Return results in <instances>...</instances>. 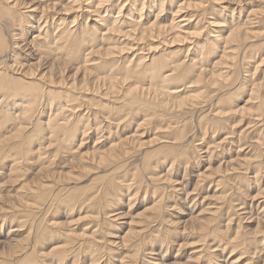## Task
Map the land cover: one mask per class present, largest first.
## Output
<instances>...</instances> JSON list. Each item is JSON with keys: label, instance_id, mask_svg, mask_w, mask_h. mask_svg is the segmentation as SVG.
Segmentation results:
<instances>
[{"label": "bare ground", "instance_id": "6f19581e", "mask_svg": "<svg viewBox=\"0 0 264 264\" xmlns=\"http://www.w3.org/2000/svg\"><path fill=\"white\" fill-rule=\"evenodd\" d=\"M23 1L24 0H0V163L3 164L4 163L3 159L6 157L11 158L10 164L7 165V168L6 166H4L5 168L0 170V175H3L4 172H6L7 170L8 177L6 176V179L9 182L12 181L16 183V181L20 177L18 170L21 168L20 167L18 168V163L22 161L21 159L26 158V160L28 159V161L31 160L32 162H28L31 164H33L34 161H36L37 164L38 162L42 163L44 160H45L44 161L45 163L47 162L48 159L51 158L50 156L52 157L55 156L53 154L54 152L59 153V152L65 151V154H66V151L67 152L74 151L71 146L74 145L76 141H78L76 143L77 146L75 147L76 148L75 150L78 153L76 154L75 157L72 156V158H67L66 162L69 163L70 166L72 165L73 166L72 168L79 170V176L78 175L72 176L73 173L70 171L68 172L67 171L66 172L57 171L58 173L49 172V174L47 175L51 174V177H55V178L63 177L69 180L72 178V180L76 181L78 180L77 177H84L83 171H86L85 169L87 168L86 167L87 165H85L84 162H90L91 164H95L97 168L99 167L104 168L106 165L111 164V166L109 167L115 166V169H111V172L114 173V172H117L116 171L117 168L121 167L122 165L123 167L125 166L124 160L125 161L127 160L129 162L128 163L129 165H133V162L139 161L140 166H138L134 171L131 170L132 171L131 181L128 180L127 184H125L126 186L125 191L129 194V196L127 197L128 205H129L128 207H130L131 206L130 200L132 199L133 195H136L139 189H141V188H137V187H140L141 183L142 184L145 183V185L147 183H149V185H152L154 183V186L152 185V187L154 188L152 189V194H154L155 189L158 191V189L160 188L156 185V180L159 182H163V183L169 182L171 178V173L173 172L171 171L172 166L174 165V163L178 164V167L181 166L180 165L181 160H185L183 163L185 165L183 166L184 174H183L182 180L178 181V178H174L172 181L170 190L177 192L174 195L175 199L180 200V198H183L182 196L181 197L179 196L180 194L178 192H180L184 194L183 200H185L187 196H189L190 194H193L194 190H197V187L199 186V183L202 178L204 179V177L212 176V174L214 173V171L209 168L210 159L213 158L214 155H216L215 154L217 152L216 150H218L219 148L220 151L219 150L218 151L221 154L220 157L222 160L221 162L217 164L214 170L215 169L219 170L223 174L220 175V178L217 179L216 183L221 182V183L229 184L230 192L227 194L228 197H226L225 202H222L221 199L225 198L226 194L222 195V197L220 196L221 198L219 197V195H217L216 199L220 198L218 202H215V203L207 202L208 204L207 206H203L205 205L204 203H206L204 200L207 198L206 195L203 196L201 200L202 202L200 204L202 208L197 213H196V208H195V206H197L196 205L197 201L196 200L194 201V198H193L192 200H190L192 204L187 205L189 207V210L187 211V214H185L186 218L178 220L179 217H176V219H174L175 218L174 217V218H171L172 220H169L168 217H172L171 215L173 214L167 213V216H166L164 215V213L165 211H170L171 208H173V205H167L162 202V199H163L162 197L164 193H166L165 191L167 190V188L169 187H163V188L161 187L163 191L161 196L159 197L156 196L154 198V203H152L151 206L142 207L141 208L142 210H140L139 212H136L134 215V216L139 215V217H141V220H138V219L137 220L138 222H143V225L132 226V223H134V218H133L134 216L133 217L131 216L130 217L131 219H129V221L127 222L128 225H131L129 229L125 231L123 235L117 234L118 236H115L116 234L115 233L114 236H111L114 239H109V238L106 239V244L105 246L104 244H102L103 245L101 246L102 248L99 245V241L96 238L95 233L104 232V235H105L106 230H103V231L100 229L98 230V228L95 227L94 229L87 231L88 233H86V235L88 234V236H85L83 240H81L82 237L80 238L81 241L79 240V243H77L79 248H76V246L74 245L75 243L72 244L73 241H70V240H76L75 238H71V237H74V235H72L71 233H68L66 235V238L68 239V241L72 242L71 244L74 245L75 247L74 246L70 247L68 246V244L64 242L63 244L56 242V243H53L48 250L40 251L37 248L39 243L41 244L43 240L47 239V235H51L55 231H51V228H50V225H52L53 222H50L49 225L46 224L49 227L42 225L44 227L40 226L39 229L37 226L35 227V225H33L34 219H35V217H33L34 213H37L36 211L41 206L45 205L44 204L45 198L47 194L49 193V190L53 188L51 181L49 183H46L47 179L45 180L43 179V175H39L40 173H42L41 171L42 169L41 170L37 169V171L30 178L31 180H29V182L18 184L19 186L17 187V189H15V192L13 195H7V196L1 195L0 196V200L2 201V203L0 202V219L2 218V221H3L4 219L3 216L9 213H12L11 215H15L14 218H17V220L15 221L17 224H14L15 225L14 226L12 224L14 221L11 220L13 222L9 223L10 226L7 229L5 236L4 235H3L4 237L0 236V264H12L14 263V261H17V259L15 260V258H19L21 256L23 257L25 256L23 260H25L26 262H30V261L35 260L34 258H36V254L37 256L45 255L47 258H50L47 261H44L45 263L54 264L55 262L56 264H61L63 260L65 261L66 258L69 255H72L76 249L78 250L75 255V258L72 259L71 264H78L79 262L78 254L82 250H84V247L87 248V251H88L87 253L90 254L89 264H101L102 263V257L104 256V254L98 253L100 252L99 251L100 248H101L100 250L104 249L107 251L106 256L108 254V257L110 253H115L116 249H118V251H120V249L123 250V253L117 252L119 254L117 256L118 258H116V256L111 257L112 255H110L112 263L107 261L105 262V264H108V263L109 264H145V262L146 264H160V261L159 262L157 261L158 258H153L155 260L150 261V259H146L147 257L144 258L143 256H141V254L143 253L145 255L148 253H152L148 249L149 246L146 247V250H144V252H142L141 249L142 248L144 249L147 243H152V240H157V239L160 241L159 247L161 249L163 247L161 245L163 242L170 241V240H166L167 235L175 234L176 236V234L178 233L185 235L186 232L184 231L186 230L188 226H191L189 228L197 232L202 238L201 240L203 241V244H201L199 249H197L196 252H193L194 262H191V261L189 263L187 262L188 264H198L196 263L197 261L195 259L201 258L202 256H200V254L202 253L203 249L205 247L208 248V246H210L209 247L210 249L212 248V250L208 254V257H209L208 261L201 263V264H212L210 260L211 258L217 259L216 261H219L220 260L219 258H222V255L228 249H229L228 251L230 252L227 258H229L233 252L232 249H234V246L232 245H234L235 242H237L238 245L245 244V243L246 244L257 243L259 239L264 236V230L261 228L252 230L251 228L248 227L249 226L248 224L242 225L241 221H244V220L245 222L248 220L251 221L252 219H247V218L251 217L252 211L254 210L255 212H257L254 215L259 214L258 212H263L264 214V205L263 207H261L260 211H258L259 209L257 210L260 203L264 202V188L259 187V184H258L259 182L258 180L261 177V172L264 171V160H263L264 159V156H263L264 154V126L263 128L261 127L260 129L261 132L260 131L257 133L255 132L254 136H251V137L249 136L250 138L249 141L251 142V145L252 144H254L255 146L257 145L258 153L254 152L248 157H245V156L241 157V155H238V152L242 151V147L243 145H245V143L243 144L240 143V141L242 142V136H243V134L241 133L242 132L248 133L249 131H254L256 130V128L259 129L260 128L259 126L264 125V88H263L264 82H261V81H260L261 83L254 82L255 84L253 83L252 85H250V87L248 88L245 87L244 85L246 84L248 79L251 78V76L247 75V72H245L241 77L242 82L238 86L242 90L243 88L245 90L247 88L249 91L246 99L242 100L243 104H240L238 101L233 103L232 102L233 97L231 96V94H229L230 96H228L230 99L226 97L229 100L225 98L215 97V99L212 100L213 104H210L211 101L208 104L211 108L215 106L213 109H211L208 112L211 116L210 119L204 118L206 117L205 115L206 113L204 114V117H203V116H200L202 115L200 114L202 111L198 112L200 108L204 107L207 104V102H209V101L203 100V98H205L206 95L199 94L196 96V94L195 95L190 94V95L182 96L183 94H181L180 92L183 89L181 88H174L171 90L168 89V92H166L163 86L168 83L174 82V81L183 83L185 80L186 82L191 83L190 85L185 86L186 89L188 88L189 90L191 89V87H193L192 86L193 84L196 86V84H199V82L200 83L204 82L206 84L209 82V84L216 86L218 80L220 79L223 80V78L225 79V81L228 80L229 77H225V76H227V73L231 70L230 68L233 66H235L234 71H235L236 77L240 78V74L242 70L238 66L239 62L236 58H238L239 55H241L242 53L245 55L250 50V47L255 46L254 45L255 39L260 37V35L264 34L262 32L258 34V32L254 31V29L252 28V27H255L256 26L255 24H258V22L264 21V6L261 5V9L257 13H256L257 8L253 9L252 11L253 13L251 12L252 9L247 10L246 11L247 15L245 16L244 20H241L240 22H239V18H238V21L234 22L233 13L234 11H236L239 15H241V11L244 12L249 6H252L250 4L255 3V2H258V3L264 2V0H222L220 1L223 3L224 1H226L230 5L232 4V9L230 10V15H229L230 17L229 22H232L233 20V23H231L229 31L225 35L223 33H215V35L211 36L212 33L210 34L211 36L210 45L207 43L206 44L209 45L210 47L211 42H212L213 49L206 48L203 44L200 45L199 42H197V39L199 35H201V31H202L200 28L197 29V31L201 30L198 32V34H196L197 31L194 32L195 29H192L194 31H189L188 29H186V28H189L187 26L190 25V20L188 19V17H185V15L181 12L182 7H183L182 10H184V7H185L183 1L181 3H179L178 0L172 1L177 4H174L169 7V12H168V17L170 16L169 18L163 15V12L165 10L164 1L166 0H163V2L162 0L161 2H158V3H161V6L157 10L153 9L154 6H156V3L153 2L152 0H143L139 9L133 8V6H129L127 9L126 8L127 1H125L119 6L118 10L116 11V14L114 16H110L111 17L110 27L105 26L106 31L102 32L100 34V37L94 38L93 35L89 34V30L93 31V27L88 28L87 26L83 29L81 28L80 30H78L79 32H76V31L74 32L68 27H66L63 30H60L62 26L60 27L58 26L59 28H56L57 32L55 31L52 32L49 30L48 22L50 19L52 20V22L54 21L53 15L54 16H57L60 14L68 15L70 13L69 11H72V9H76L78 11L82 10L83 12H86L87 13L86 19H88V17L94 14L98 16L99 15L98 13L101 10H103L104 12H107V9H109L107 7L109 6V3L112 0H83L85 2L84 3L85 6L83 7L82 5H80V2L82 0H68L67 3H70L68 6H66V3H61L60 2L61 0H26L25 2L26 6L23 7L26 10L21 12L20 16L22 18H25L24 19L25 28L27 30L29 27L31 28L33 27L32 29L34 33L32 34L31 39L29 41L28 40L26 41L21 38L24 33V30L21 29V26L18 27V25L20 24L17 23L18 19L16 18V15H15L16 6H18L19 4L23 5ZM187 5L189 4L187 3ZM80 7L82 8L79 10ZM144 7L146 11H145L144 18H142V15H143L142 10L144 9ZM123 8L124 10L127 9L126 13L130 14L131 16L133 15L132 11L134 9H135L134 11L139 10L140 15L138 13V16H139L138 18L139 20H137L138 23L142 19L145 20L144 22L140 24L139 27L141 28L139 30L135 28L134 29L132 28L133 30L132 29L130 30V28L129 29L126 28L127 29L126 31L124 30V32H128V33L127 34L123 33L124 36H122V39L123 37H125V39L129 40L130 44L127 49L128 51L131 50L132 53L135 52L131 56L132 58L130 59V61L132 59L136 60L134 65H132L131 67L129 66L127 68L125 66H122V67L113 66L115 62L113 61L114 59H111V58H112V55L114 54L113 53L114 51H112L114 46L113 47L107 46L108 43H106L107 44L105 45L106 47H102L103 49L102 48L100 49L98 47H101L102 45L98 46V44H96V41H99V40L100 42H102L103 39L106 42L108 38L112 40V38L108 36L110 34V30H114L113 26L118 27L115 30H119V29L123 30L125 29L124 25L126 26V23L128 26H130L129 23L135 20L133 17H130V18L127 17L129 21L121 19L119 12L121 13ZM228 8L229 7L220 5L218 11L221 13V10H227ZM50 13H53V14L49 16ZM151 13L153 15V19L150 21L149 19L152 17ZM104 15H106V13ZM36 16H38L37 18L38 20L36 21V26L34 25L35 28L32 25L29 26V24L31 23L28 20L30 18L34 19ZM220 16H222V14ZM74 17H76V15ZM190 18H192V16H190ZM20 19L21 18H19V22H20ZM213 21L211 22L206 21L205 23H207V25L219 26L216 22H213ZM98 22L100 21H97V23ZM196 23H198V21L195 22V24ZM9 26H11V30L7 31L6 27H9ZM196 28H197V25H196ZM105 34H107V36H105ZM128 37H131V38L128 39ZM145 39H147L150 43L145 42L146 44H144L143 41ZM110 41L108 40V42ZM112 41L111 43H113ZM154 42L156 43L155 44L156 46L160 45L159 48L162 47L164 49H167L170 47L171 48L176 47L177 49H174V50H176L177 53L184 50L186 52L185 58H183V60L181 61L180 59H176V57L173 56L175 51L161 53L159 57L151 58V54L153 50L157 48L155 45H152ZM216 43L218 45L217 47L215 45ZM144 45L148 47V53H143V51L146 49L144 48ZM5 47H7L10 50V52H7ZM216 51H220L221 54L219 55V57H215L214 60H212L210 63V60H211L210 57L214 55ZM95 54L99 56L93 57L95 56ZM194 54L196 56V59L192 57L189 59L186 58V56L194 55ZM167 56L170 59L169 61L167 60L169 63L165 61L164 59H162L163 57L167 58ZM245 56L248 57V55H245ZM147 59H150L149 65L144 66L145 65L144 61H146ZM187 59L190 60L188 63L186 62ZM71 61L75 63L78 62L81 65L75 67L74 73L72 75H67L65 72V68L67 64ZM209 64L212 65L211 68L207 67ZM221 64H226L227 66L226 68L229 69V71L225 72L226 73L225 76L224 75L222 76L221 74L222 72H217V68H214ZM140 65H142L141 68H139ZM80 66H84V68L82 69V74L79 72L80 73L79 75L78 71L80 69ZM133 66L135 68H138V70H136ZM124 67L126 69H124ZM114 68H117L118 70L119 68L120 70L121 69L125 70L124 75L121 74L123 78L124 76H126V73H127V76H130V80L131 78H134V81L136 83L140 79L142 80V78L143 79L146 78L150 82L148 87H139L138 85L137 86L133 85L132 87H129L130 85L129 84L127 87H125L123 96L127 97V94L131 95V98L130 99L128 98L127 102H133L132 104L135 105L141 100L148 99L146 97L147 95H151L150 104L153 105V109H155L154 112L155 113L157 111L163 112V115L161 114V117L163 116V118H165V121L161 125L166 124V130L165 129L164 130L167 131L170 129L169 133L171 135L169 136L168 135L169 133H167V137H166L164 136V134L163 135L156 134L154 137H152L153 139H151V142H156L154 144L156 145V147H154V150H151V152L149 151L140 152L141 147L144 146L143 145L144 141L139 140L142 137L143 132L139 133L137 130V129H141L140 127H142L145 124V122H147L148 120L147 117H146L147 120L143 118L139 123H137L136 129L132 134L122 135L123 137L116 136L115 134L118 133L119 130L123 131L124 127L119 128V126H117L114 131L108 127H107V130L105 127L101 128V123L104 121L107 122L106 121L107 117H109V113L106 111L110 110V108L107 109L105 108L106 106L105 107L103 106V107L106 110L105 112L108 113L107 116H104V115L99 116V118L101 117L102 121H100L101 119L99 121H96V119L98 118L95 116L96 110L95 112L91 110L92 112L90 111L89 113V109H88L86 113L94 115L93 120H95V124L93 123V125L88 126L87 123L85 124L83 123L84 125L80 126L82 129H79L77 128L78 126L77 122L83 119L80 118L79 121H77L76 123L71 122V120H73L75 117L79 115V113L77 112L80 110V106L82 105V104H78L75 106L73 105V107L69 106V103L71 102L70 98L77 97L71 92L76 91L75 89L82 88L83 86H86L90 83L95 84L96 81L100 82L101 80H103V83L106 82L105 85H107L106 87L107 92H104V94L107 95L108 90L115 86L113 80H116L115 77L116 75L119 74V73L117 74V71H115ZM104 69H106V71H109V74L107 76H104V75L101 76L99 74L100 72L99 70H104ZM88 73H91V75L94 74L96 79L95 80H92L91 78L88 79V77H86V76H89L87 75ZM142 75L144 77H142ZM155 81H158L161 84H158ZM52 83L56 86L55 87L50 86L52 85ZM60 83L65 84V87L68 90L66 94L63 92H59V90L51 89V88H57L58 85H60ZM227 85L225 87H227ZM48 86H49V89H47L43 93L42 90L46 89V87ZM216 91H219V90H216ZM209 96L210 94H208V97ZM125 100L127 99L124 98V101ZM122 102L123 101H121L120 103L123 104L124 102L123 103ZM250 102L251 103L257 102V105H255L257 106L256 114L255 113L251 114L252 108L246 105V104H249ZM38 105H41L45 108H49L50 111L51 109H53L50 115L47 116L46 121L40 122V124H38L35 120V117L37 115L35 114L36 112L34 111V108L38 107ZM133 105L132 107H134ZM220 106L223 108H218ZM116 108H118V106H116ZM111 109L114 110L113 108ZM119 111H120L119 109L115 111L116 116H118V119H120L119 123L121 122L124 123L125 118H123L122 115H119L121 113ZM190 111L191 112L194 111L193 121H195V124L197 126L196 128L198 130H200V128L205 129L206 127H208V130H209V128L211 127V129H213V133L216 132L217 128L223 127L222 125L225 124L224 121H227L228 118L233 115L238 114L241 117L240 120H242V118H246V114L249 115L250 117L248 116L249 118L247 120V125L245 124L246 127L240 130V132L238 133L236 132L235 133L236 135L234 134L235 135L234 137L236 138L235 141L234 139L231 138V135H230L231 133L233 134L235 131L234 132H232V130L230 132L225 131L224 135H222L220 139L218 138L219 140H214L211 144H209L210 142L202 144L201 147L198 148L199 149L198 151H197V147H195L194 152L196 155L192 156L190 155L188 151L186 152L187 148L184 147L185 144L181 143L182 133L184 130L174 129L175 126H173L175 124V122L173 121L174 116H177V115L179 116L180 114L184 115V112L186 113ZM117 112H119V114ZM136 115L137 114H134V116ZM88 117L86 118L87 122L89 121ZM10 119H14V124H13L14 126L11 125L13 126L12 128L6 127L5 130L9 129V132H10V133L9 132L6 133L4 132L5 131L4 126L6 125V122H8L7 120H10ZM260 121L261 123H259ZM90 128L93 129L95 134L97 132L98 133L100 132L99 134L101 135H98V137L96 136V139L93 142V149L91 150V152H87V151L84 152L82 150H83L84 145H86L87 143V141L85 140V137L87 134L86 132H88V130H91ZM230 128H233V126ZM10 130H13V131L11 132ZM102 130H105L106 133H108V136L105 139H100L101 136H104V134L101 133ZM81 133L83 135L81 138L78 139V136ZM36 134L41 135L37 138V140L39 139L37 141L38 143L34 142V138L37 137ZM43 140H46V143H43L44 142ZM236 141L240 143L235 146L236 150H234V152L236 156L229 158L228 151L232 149V148L229 149V147ZM226 145H229L228 148H226ZM170 149H177L181 151L180 154L182 155V158L181 159L174 158V155H172V151ZM243 149L245 150L246 148H243ZM164 150H169V152L171 153L170 154L164 153ZM152 153H154L156 157H155V161L151 164L150 160L152 159L151 158V156L153 155ZM202 154L205 156L204 159H203L204 156ZM89 156H91V158H89ZM261 156L263 157L262 159L259 160L258 157H261ZM34 158L36 159L33 160ZM120 159H122V161H119ZM166 160L170 161V166L168 169H166L167 172H165L162 175L160 174V172L157 171L156 167L159 165L165 164ZM261 160H263V162H261ZM201 161L207 163V166L203 169V171L198 169V167L201 164ZM188 162H190V165L193 166L195 171L194 170L192 171H194L195 173L194 175L196 176V180L193 183L194 187L192 188L191 191H188V187L186 186V183L188 182L187 181L188 177L186 176H188V174L189 176H192V171L186 173ZM62 167H65V164ZM253 167H254V171L251 173V175H248L249 177L245 174L244 179H247L248 181V179L250 180V178H252V180L250 181L257 185V187L255 188L256 189L255 194L251 196L249 195L247 196L245 195L246 192H244L245 194H244L243 199H240L239 197L236 198L234 196V193L236 194L237 192H240L241 191L240 189L242 188V186H244V184L238 185L237 183L234 182L235 179L233 182H231L229 181L231 179L229 177L226 178V176H232L234 174H237L242 169H244L247 172L250 168H253ZM138 169H141V171L143 172L142 175H140V172ZM2 170H5V171H2ZM43 170L45 169L43 168ZM101 170L107 171V169H101ZM98 173H97V177H89L87 184L82 185L81 187L73 186L75 188L73 192L85 196L84 200H82L81 202L87 201L89 202V204H94L95 206H97L98 209L97 210L95 209V211L90 210L88 216L94 219L99 216L100 217L102 216L104 218L107 217V219L109 220L108 225L113 226L115 225L114 223H112L113 221L116 222V220L119 218L127 217L126 216L127 211L126 212L118 211L122 207H119V206L116 207L114 205L116 204L114 203L115 201L119 202L120 200L118 199L119 198L118 195H122V190L119 187L120 185L119 182H121V180L119 182H115V181H112L114 177H112L111 179L107 178L109 176L106 177L107 175L106 172L105 173L103 172V174H100V175ZM147 174H150V176H147ZM136 178H138L141 182L138 181L137 183V181L135 180ZM96 179H98V181L94 182V180ZM211 181L213 182L214 180H211ZM112 182H115V185ZM135 182L137 183V186L134 185ZM177 186L178 187L182 186V187L178 188ZM250 187L251 186L247 185V187L245 188L248 189ZM133 188H135V191L131 193ZM92 189H94L95 193L93 192L92 195L88 194V191ZM144 193L146 194V191ZM108 195H111L110 200L107 197ZM168 198L171 199V196H169ZM246 200L250 201L249 205L247 204ZM128 207L127 209H129ZM17 210H19L17 212L18 214L15 213V211ZM20 211H22L23 213L20 214ZM202 212H204L205 214L201 216ZM241 215H244V216H241ZM234 217H237V222H236L235 228H231L230 224L233 222ZM221 219L222 220L226 219V222L224 224L222 223L221 225L223 229L218 230L216 232L215 227L219 224V221ZM175 222L182 224L180 227L182 228L181 230L176 228L177 226ZM214 223H216L215 226H214ZM257 223L259 224V222L256 220V224ZM173 225L174 227L171 229V232H170L169 228L172 227ZM157 226L158 227L160 226L161 228H158ZM147 227H148V230H150V228L152 227H155V232H157L156 234L158 235V238L154 235V229L150 230L151 233L146 235L147 233L145 234V230H147L146 229ZM47 228H50V229H47ZM25 229L27 230V232L22 238L16 237L15 233H18L21 230H25ZM157 229H159V231H157ZM148 230L147 232H149ZM219 231H222L223 233ZM23 240H25V243H26L25 245L22 243ZM80 244H82L83 246L82 245L80 246ZM97 244L99 245L100 248L98 246L96 247ZM177 246L179 245L177 244ZM95 247L97 248V250L95 249ZM96 251L98 253L97 254L98 256L97 257L91 256V254L93 252L96 253ZM215 251H218V253H216ZM261 251L262 250L258 249V252H261ZM253 254L252 256H254ZM260 254L262 255L264 254V252H261ZM163 257H164V254L162 253V249H161V257L159 258L161 259V264H164V262H162ZM242 257L244 256L243 255L239 256V258H235L234 260H230V261H227V258H224L221 260H224L223 263L225 264H228V263L229 264H240V259H242ZM84 258H86V256ZM83 259H81V262H83ZM262 260H263L262 262H264V258ZM212 261L215 262L214 260ZM251 261L252 260H251V255H250L249 258L245 259L244 264H256V262L254 263Z\"/></svg>", "mask_w": 264, "mask_h": 264}, {"label": "rangeland", "instance_id": "374dc122", "mask_svg": "<svg viewBox=\"0 0 264 264\" xmlns=\"http://www.w3.org/2000/svg\"><path fill=\"white\" fill-rule=\"evenodd\" d=\"M67 1L68 0H61L60 2L61 3H66V6H68L70 3H67ZM125 1H127V7H126L127 9H128L129 6H133V8H138L139 9L140 6H141V4H142V1L143 0H124V1L123 0H112L109 3V6L107 7V8H109V9H107V12H104L103 10H101L98 13L99 14L98 16H96L94 14V15H91L90 17H88V19H86V17H87V13L86 12H83L82 10L81 11H78L76 9H72V11H69L70 13L68 15H63V14H60V15H57V16H54L53 15L54 21L52 22V20L50 19L49 22H48L49 30L52 31V32H54V31L57 32L56 31V28H59L60 26H62V28L60 30H63L66 27H68L69 29L73 30L74 32L75 31L76 32H79L78 30H80L81 28L83 29V28H85V27L88 26V28L89 27L90 28L93 27V31L92 30H89V34L93 35L94 38H98V37H100V34L102 32L106 31L105 30V26L110 27V22H111V17L110 16H114L116 14V11L118 10L119 6L123 2H125ZM152 1L156 3V6H154L153 9L154 10L159 9V7L161 6V3H158V2H161V0H152ZM168 1L169 0L164 1V8H165V10L163 12V15L164 16H167V17H168L169 7L172 6V5H174V4H177L175 2H172L173 0H170L169 2ZM182 1L184 2V6L185 7H184V10H182L183 9V7H182L181 12L185 15V17H188V19L190 20V25L187 26L189 28H186V29H188L189 31H194L192 29H195L194 32H196L197 29L200 28L202 31L201 30H198L196 32V34H198V32L201 31V35H199V37L197 39V42H199L200 45L203 44L206 48H210V49H213V45H212L213 43L212 42H211V46L209 47L211 36L215 35V33H223L224 35L227 34L228 31H229V28L231 26V23H233V20H234V22H236V21H238V18H239V22H240L241 20H244L245 16L247 15L246 14L247 13L246 12L247 10L252 9L251 10V12H252L254 8L255 9L257 8L256 9V13H257L261 9V5L264 6V2H259V3L258 2H255V3L250 4L252 6H249L244 12L241 11V15H239L236 11H234V13H233L234 14V18H233L232 22H229V20H230L229 15H230V10L232 9V4L230 5L226 1H224V3H223V2H220L222 0H178L179 3H181ZM25 2H26V0L23 1V5L22 4H19L18 6H16V8H15V10H16L15 15H16V18L18 19L17 20V23L20 24V25H18V27L21 26V29L24 30V33H23V35H22L21 38L24 39V40H26V41L27 40L29 41L31 39L32 34L34 33V31L32 29L33 27L32 28L31 27H29V28L27 27L28 28V30H27L25 28V20H24L25 18H22L20 16L21 12H23L24 10H26L25 8H23L24 6H26ZM162 2H163V0H162ZM84 3L85 2L82 0L80 2V5H82V7H83V6H85ZM132 3H133V5H132ZM187 3L189 5H187ZM220 5L221 6H226V7H229V8L227 10H221V13H220L218 11ZM82 7H80L79 10ZM214 8H216V9H214ZM127 9L124 10V8H123V10L121 11V13L119 12V14H120L121 19H124V20H127V21H129V19H127V17H129V18L130 17H133L135 19L133 22L129 23L130 26H128L127 23H126V26L124 25V28L125 29L122 28L123 30H120V29L119 30H115L118 27L113 26V29L114 30H110V34L107 33V34H109L108 37H111L113 41L111 39H109L108 37H106V38H108L106 42L104 41V39L102 40V42H100V40L99 41H96V44H98V46H101L102 45L101 47H98L97 46L100 49L102 47H106L105 46V45H107L106 43H108L107 46H112V47L114 46L113 47L114 50L112 49V51H114L113 52L114 54L112 55V58L111 59H114L113 61L115 62V64H113V66H115V67L125 66L127 68L129 66L131 67L136 62L135 59H132L130 61V59L132 58L131 56L135 52L132 53L131 50L128 51L127 48H128V46L130 44V41L127 40V39H125V37H123V39H122V36H124L123 33H126V34L128 33V32H124V30L126 31L129 28H130V30L132 28L133 29L135 28V29H138L139 30L141 28V27H139L140 24L145 21L144 19H142L139 23L137 22V20H139L138 19L139 18L138 13L140 15V11L139 10L138 11L137 10L134 11L135 10L134 9L132 11V14L133 15L131 16L130 14L126 13L127 12ZM197 9H199V10H197ZM145 11L146 10H145V7H144V9L142 10V13H143L142 18H144V16H145ZM201 11H202V13H201ZM79 13H80V15H79ZM105 13H106V15H104ZM124 13H126V14H124ZM52 14L53 13H50L49 16L52 15ZM221 14H222V16H220ZM75 15H76V17H74ZM223 15L226 18H224ZM151 16L152 17L149 19L150 21L153 19L152 13H151ZM190 16H192V18H190ZM19 18H21L20 19V22H19ZM37 18H38V16H36L34 19L30 18L28 20L31 23V24H29V26H31V25L32 26H34V25L36 26V21L38 20ZM97 21H100L101 23L100 22L97 23ZM197 21H198V23L195 24V22H197ZM206 21L216 22L219 26L207 25V23H205ZM51 22H52V24H51ZM218 22H220V23H218ZM59 23H61V24H59ZM3 24H4V22H3ZM102 24H103V26H102ZM123 24H125V23H123ZM196 25H197V28H196ZM255 25H256L255 27H252L254 29V31H257L258 34L260 32L264 33L263 32L264 31L263 30L264 29V21H260V22H258V24H255ZM35 26H34V28H35ZM114 27H116V28H114ZM94 29H96L97 31L94 30ZM6 30L7 31H10L11 30V26L6 27ZM211 31H213V32H211ZM98 34H99V36H98ZM107 34H105V36H107ZM210 34H211V36H210ZM113 36H115V37H113ZM129 38H131V37H128V39ZM108 40L109 41L111 40L113 43H111V41L108 42ZM143 42H144V44H146L147 42L150 43L147 39H145ZM206 43L209 44V45H207ZM155 44L156 43L154 42L152 45H155ZM215 45H216V47L218 46L217 43ZM254 45L255 46L250 47V50L245 54V55H248V57H246L243 53L242 54L240 53L241 55H239V57L236 58L238 60V62L240 63V64L238 63V66L242 70V72L240 74V78L239 77L238 78L236 77V74H235V71H234V69H235L234 67L235 66L231 67L230 68L231 70L229 71V69L226 68L227 67L226 64H221V65H218V66H216L214 68H217V72H222L221 73L222 76L223 75L225 76L226 75L225 72L226 71H229L227 73V76H225V77H229L228 80H226L227 82L222 77L223 80L222 79L218 80L216 86L209 84V82L207 84L204 83V82H201V83L199 82V84H196V86L193 84L192 85L193 87H191V89L189 90L188 88L186 89L185 86L190 85L191 83L190 82H186V80H185L183 83L182 82H178V81L177 82L174 81V82H171V83H168V84L164 85L163 87L165 88L166 92H168V89L171 90V89H174V88H181V89H183L180 92L181 94H183L182 96H184V95H190V94H194V95L196 94V96H197V95L200 94V95H206V97H208V94H210V96H211V97L209 96L210 98L209 97L206 98L205 96H204L205 98H203V100L209 101V102H207V104L204 107L200 108L199 110L197 109L198 112L202 111L200 113L202 115H200V116H203L204 117V114L206 113L205 114L206 117H204L206 119H210V117H211L208 112L211 109H213L215 106L211 108L208 104L210 103V101H211L210 104H213V101L212 100H214L215 97L216 98H218V97L225 98V99L229 100L230 98L228 96H230L229 94H231V96L233 97V99H232V102L233 103H235L236 101H238L240 104H243V101L242 100L246 99V97L248 96V92L249 91H248L247 88L250 87V85H252L254 82L255 83H257V82L259 83L260 81L261 82H264L263 81L264 80V75H263V73H264V34L260 35V37H258L257 39H255ZM159 46L157 45L156 46L157 48H155L153 50V52L151 54V58L152 57H159V55L161 53L174 52V51L175 52H174V55L173 56H175L176 59H180V61H181V60H183V58H185L186 52L184 50L177 53L176 50H174V49H177L176 47L175 48L174 47H172V48L170 47V48L164 49L162 47L159 48ZM144 48H146V49L143 51V53H148V47L146 45H144ZM5 49H6L7 52H10V50L7 47H5ZM167 50H169V51H167ZM220 54H221L220 51H216V53L210 57L211 58L210 63H211L212 60H214L215 57H219ZM96 56H99V55L95 54V56H93V57H96ZM191 57L196 59L195 54L194 55H188V56H186V58H188V59L191 58ZM241 58H242V60H241ZM261 58H262V60H261ZM150 59H147L148 61L147 60L144 61V63H145L144 66L149 65ZM162 59H164L165 61H167V60L169 61L170 60L168 58V56H167V58L163 57ZM188 59L186 60L187 63L190 61ZM241 62H243V63H241ZM79 65H81V64L78 63V62H76V63L75 62H72V61L69 62L67 64L66 68H65L66 74L67 75H72L74 73L75 67H77ZM211 66L212 65L209 64L207 67L208 68H211ZM125 67H124V69H126ZM141 67H142V65L139 66V68H141ZM83 68H84V66H80V69L78 71V74L79 75H80V73L82 74V69ZM124 69L123 70L122 69L120 70V68H119V70H118L117 68H114V70L117 71V74L118 73L119 74L116 75V77H115L116 80H113L115 86L108 90V94L107 95L104 94V92H107V88H106L107 85H105V83H106L105 81H104L105 83H103V80H101L102 82L101 81L100 82H97L96 81L95 84L90 83V84H88L86 86H83L82 88L75 89L76 91L71 92L74 95H76L77 97H75V98L72 97L73 99L70 98L71 99V102L69 103V106L73 107V105L75 106V105H78V104H82L80 106V110L77 112V113H79V115L77 117H75L73 120H71V122H75L76 123L77 121H79L80 118L83 119L84 121L81 120V121L77 122V124H78L77 128L82 129L80 126L84 125L85 123H87L88 126L89 125H93V123L95 124V120H93L94 115L87 114L86 113V111H88V109H89V113H90L91 110L94 111V112L96 110V115L95 116L98 117L96 119V121H99L101 119V117L99 118V116H102V115L107 116V114L109 113V117H107V120H106L107 122H105V121L102 122L101 123V128L102 127H105L106 130H107V127H108V128H110V129H112L114 131L117 126H119V128L124 127L123 128V131L122 130H119L118 133L115 134L116 136H120L121 137L122 135H125V134L126 135L132 134L135 131V129H136L137 123H139L143 118L146 119V117H147V119L149 121L146 119L147 122H145V124L142 127H140L141 129H137V130H138L139 133L143 132L142 133V137L139 140L140 141H144V144H143L144 145L143 146L144 148L147 147L146 149H144L143 147H141L140 152H146V151L151 152V150H154V147H156V145H154L156 142H151V139H153L152 137H154L156 134L157 135L158 134H160V135H163L164 134V136L167 137V133H169L170 129L167 130V131H165L166 130V124L165 125H161V124L164 123L165 118H163V116L161 117V114L163 115V112L162 111L161 112L160 111H157L156 113L154 112L155 109H153V105L150 104L151 103V95H147V96L145 95L148 98V99H146L147 101L146 100H141V101H139L135 105L132 104L133 102H127L128 101V98L129 99L131 98V95L127 94V97L123 96L124 95V91H125V87H127L129 84L131 85V86L129 85V87H132L133 85H135V86L138 85L139 87H148V85L150 84V82H149L148 79H146V78L143 79L142 78V80L140 79L136 83L134 81V78H131V80H133V81L130 80V76H127V73H126V76H124V78H123L121 76V74L124 75V73H125V70ZM135 69L138 70V68H135ZM255 69H257V70H255ZM107 70H109V69H107ZM99 71H97V72H99V74L101 76L102 75L107 76L109 74V71H106V69L99 70ZM102 71H103V73H102ZM245 72H247V75H250L251 76V78H250L251 81H250V79H248V81L244 85L245 87H247L246 90L244 88L242 90L238 86L242 82V78L241 77H242V75ZM87 75L90 76V77L89 76H86V74H85V76L88 77V79H90V78L92 80H95L96 79L95 76H94V74L91 75V73H88ZM125 77H127V78H125ZM142 77H144V76L142 75ZM52 80H53V78H52ZM136 80H138V79H136ZM155 82L158 83V84H161L158 81H155ZM101 83H102V85H101ZM226 85H227V87H225ZM50 86L55 87L56 85H54L52 83V85H50ZM47 89H49V86L46 87V89L42 90V92L44 93ZM51 89L59 90V92H63L65 94L68 92V90L66 89L64 83L63 84L60 83V85H58L57 88H51ZM216 90H219V91H216ZM214 91H216L217 93L214 92ZM226 97H228L229 99L226 98ZM124 98H126L127 100L124 101ZM121 101H123L124 103L122 102L123 104H121L120 103ZM126 102L129 103V104H127ZM72 103H74V104H72ZM140 103H141V105H140ZM252 103L250 102L249 104H246V105L248 107H251L252 108L251 114H254V113L256 114V108H257V106H255V105H257V102H252ZM132 105L134 107H132ZM138 105H140V106H138ZM34 106H36V105H34ZM103 106L104 107L106 106L105 108H107V109L110 108V110L106 111ZM116 106H118V108H116ZM36 108H34V111L36 112L35 114L37 115L35 117V120H36V122L38 124H40V122H45L46 119H47V116L50 115V113L53 111V109H51V111H50L49 108H45V107H43L41 105H38V107H36ZM86 108H87V110H86ZM111 108H113L114 110H112ZM218 108H223V107L220 106ZM118 109L120 110L119 112H121V113L120 114H119V112H117V113L119 115H122L123 118H125L124 123L121 122L122 124L119 123V120L120 119H118V116H116V112L115 111L118 110ZM105 111L108 112V113H106ZM133 111H135L136 113L133 112ZM132 112L134 114H137V115L134 116V114ZM193 112H191V111L190 112H186V113L184 112V115H181L180 114L179 116L178 115L177 116H174L173 117V121L175 122V124L173 125V123H172V125L175 126L174 129H178V130L183 129L184 130L183 133H182V142L181 143L182 144H185L184 147L187 148L186 149V152L188 151L190 153V155H192V156H195L196 155L195 152H194L195 151V149H194L195 147H197V151H198L199 150L198 148H200L202 144L207 143V142H210L209 144H211L214 140H219L221 138V136L224 135L225 131H227V132H230L231 130H232V132L235 131L233 134L232 133L230 134L231 135V138L234 139V141H235V139H236L234 137L236 135L235 133L236 132L237 133L240 132V130H242V129H244L246 127L247 120L250 117L249 115L246 114V118L247 119L246 118H242V120H240L241 117L238 114L233 115V116L229 117L227 121H224L225 124L222 125L223 127L217 128L216 129V132L213 133V129H211L210 126H209L210 127L209 130H208V127H206L205 129L204 128H200V130H198L196 128L197 126L195 124V121H193V114H194ZM88 115H89V117H88ZM87 117L89 118V121L88 122L86 121L87 120L86 119ZM77 118H78V120H77ZM10 120H7L9 123L10 122L11 123L9 124L8 122H6V125L4 126L5 127L4 130L6 129V127H8V128L11 127L12 128L14 126L13 125L14 124V119H10ZM39 120H41V121H39ZM100 121H102V119ZM259 123H261V121ZM11 125H13V126H11ZM232 126H233V128H230ZM263 126L264 125L259 126L260 128L258 127L259 129L256 128V130H254V131H249L248 130L249 131V132L247 131L248 133H245V132H242L241 133V134H243V136H242V142L240 141V143L241 144L245 143V145H243L242 151L238 152V155H241V157H243V156L248 157L249 155L253 154L254 152L255 153H258L257 145L256 146L254 144L251 145V142L249 141V139H250L249 136L250 137L251 136H254L255 135L254 133L255 132L256 133L259 132L260 129H261V127L263 128ZM91 128H93V127H91ZM10 131L12 132L13 130H10ZM4 132L8 133L9 132V129L8 130H5ZM161 132H163V133H161ZM86 133L87 134H86L85 140L87 141V143H86V145H84L82 151H84V152H86V151L87 152H91V150L93 149V142L96 139V136L98 137V135H101V134H99L100 132L99 133L97 132L95 134V132L93 131V129L88 130V132H86ZM101 133L104 134V136H101L100 139H105L108 136V133H106L105 130H102ZM82 135H83L82 133L79 134L78 139L81 138ZM168 135L170 136L171 134L169 133ZM36 136L37 137L34 138V142H37L39 140V139L37 140V138L39 136H41V135L36 134ZM211 137H212V139H211ZM46 140H43L44 141L43 143H46ZM77 142L78 141H76V143ZM76 143L75 144L72 143V144H74V145L71 146L72 149L74 150V151H71L72 153L71 152H67V151H66V154H65V151H62V152H59V153H55L54 152L53 154L55 156H53V157L50 156L51 158L48 159L47 162H45L46 164L44 163L45 160L42 163L41 162H38V164H37V162L34 161L33 164H31V163H28V162H32L31 160L28 161V159L26 160V158L21 159L23 162L20 160L21 162L18 163V168L19 167L21 168V169L18 170L20 177L16 181V183H14L12 181L9 182L6 179V176H7V173H8L7 170H6V172H4L3 175H0V196L1 195L2 196L13 195L14 192H15V189H17V187L19 186L18 184L25 183V182H29V180H31L30 178L37 171V169H40V170L42 169L41 170L42 173H40L39 175H43V179H45V180L47 179L46 180V183H49L50 181L52 182V185H53V188L52 189L53 190L52 189L49 190V193L47 194V196L45 198V202H44L45 205L41 206L36 211L37 213H34V215H33V217H35L34 223H33V225H35V227L37 226L38 229L42 225H44L46 227H49L46 224L49 225L50 222H53L52 225H50V228H51V231H55V232H53V234L47 235V239L46 240H43L41 244L39 243V245L37 246V248L40 251L48 250L51 247V245L53 243H56V242L61 243V244H63V242H64V243L68 244V246H70V247L71 246L73 247L75 245L76 248H79V246L77 245V243H79L80 238L82 237L81 240H83L85 238V236H88V234L86 235V233H88L87 231L88 230H92L95 227H97L98 230L99 229L102 230V231L103 230H106L105 231V235H104V232L103 233H100V232L95 233V236H96V238L99 241L100 247L103 246L102 244H104V246H105L106 239H108V238L109 239H114L111 236H114L115 233H116L115 236L123 235L124 232L129 229V227L131 225H128L127 222L129 221V219H131L130 217L131 216L133 217L136 212H139L140 210H142L141 209L142 207H144V206L145 207L151 206V204L154 203V198L156 196H158V197L161 196V194L163 193V191H162V188L163 187H169V188H167V190L165 191L166 193H164V195L162 197L163 198L162 199V202L164 204H167V205H173V208H171L170 211H165V213H164V215H166V216H167V213H170V214L172 213L173 214V215H171L172 217H168L169 220H172L171 218H174V217H175L174 219H176V217H179L178 220L183 219V218H186L185 217L186 216L185 214H187V211L189 210V207L187 205L188 204H192V202H190V200H192L193 198H194V201L195 200L197 201V204H196L197 206H195L196 213H197L202 208L200 206V204L202 202L201 200H202L203 196L206 195V197H207L204 200L206 203H204L205 205H203V206H207L208 205L207 202H211V203L218 202V200L224 194H226V196H225V198L221 199V201L222 202H225L226 197H228L227 194L230 192V190H229L230 185L229 184H227V183H221V182L220 183H216L217 179L220 178V175L223 174L219 170H216V169L214 170V168L217 166V164L219 162H221V160H222L221 157H220V155H221L220 152H219L220 150L218 148L219 151L216 150L217 151V152L215 151L216 152L215 153L216 155H214L213 158L210 159V166H209V168L211 170H213L214 173L212 174V176L204 177V179L202 178L201 181H200V183H199V186L197 187V190H194L193 194H190L189 196H187L185 200H183L184 194H182L180 192H178L180 194L179 196L180 197L182 196L183 198H180V200L175 199V196L174 195L177 192H174V191L170 190L171 189V184H172V181H173L174 178H178V181L182 180V177H183V174H184L183 166L185 165L183 163H184L185 160H181V164H180L181 166L178 167V164H175V163L172 166L171 171H173V172L171 173V178H170V181L169 182L163 183V182H159V181L156 180V185L158 187H160V188L158 189V191L155 189V193L154 194H152V189H154L152 187V185L154 186V183L152 185H149V183H147L146 185H145V183H143V184L141 183L140 187H137V188H141V189H139V191L136 193V195H133L132 199L130 200V205L131 206L128 207L129 205H128V199H127V197L129 196V194L125 191L126 190L125 189V187H126L125 184H127L128 180L131 181V178H132L131 172L134 171L138 166H140L139 161L138 162L135 161V162H133V165H129L128 164L129 162L127 160L126 161L124 160V162H125L124 165L127 168L125 166L123 167V165H122L121 167L117 168V170H116L117 172H114V173L111 172V169H115V166L114 167L113 166L112 167H109V166H111V164L106 165L104 168H100V167L97 168L95 164H91L90 162H84V164L87 165L86 166L87 168L85 169L86 171H83L84 177H77L78 180H76V181L72 180V178L69 180V179H66V178H63V177H60V178L51 177V174L50 175H47V174H49V172L58 173V172H66V171L68 172V171H70V172L73 173L72 176L73 175H78L79 176V170L78 169H75V168H72L73 166L72 165L70 166L69 163L66 162V159L67 158H72V156L75 157L76 154L78 153L75 150L76 149L75 147L77 146ZM240 143H238L236 141V142L233 143L234 145L232 144L229 147V149L232 148L231 150L228 151L229 158L236 156V154L234 152V150H236V147L235 146L238 145V144H240ZM158 146H159V144H158ZM228 146L229 145H226V148H228ZM243 148H246V149L244 150ZM48 149H49V147H48ZM170 150L172 151V155H174V158H178V159H181L182 158V155L180 154L181 151H179L177 149H170ZM255 150H257V151H255ZM164 153L170 154L171 152H169V150H164ZM152 154H153L151 156L152 159L150 160V163L151 164L155 161V157H156L154 155V153H152ZM217 154H218V156H217ZM263 156H264V154H263ZM263 156L258 157V159L259 160L262 159ZM89 158H91V156H89ZM204 158H205V156L203 157V159ZM35 159L36 158H34L33 160H35ZM45 159H47V158H45ZM3 160H4L3 161L4 163L3 164L0 163V170L3 169V168H5L4 166H6V168H7V165L10 164L11 158L6 157ZM87 160H89V159H87ZM263 160H261V162H263ZM119 161H122V159H120ZM160 161H162V160H160ZM166 161H165V164L159 165V166L156 167L157 171L160 172V174H162V175L165 172H167L166 169H168L169 166H170V161L169 160H166ZM34 163H36V164H34ZM64 164H65V167H62ZM189 165H190V162H188V166H187L186 173L194 170L193 166L192 165L189 166ZM206 166H207V163L201 161V164L198 167V169L201 170V171H203V169ZM43 168L45 170H43ZM128 168H130V169H128ZM87 169H88V171H87ZM101 169H107V171H103ZM138 170L140 172V175H142L143 172L141 171V169H138ZM2 171H5V170H2ZM80 171H81V169H80ZM125 171H127V172H125ZM194 171H192V176H189V174H188V176H186V177H188V180H187L188 182L186 183V186L188 187V191H191L192 188L194 187L193 186V183L196 180V176L194 175L195 174ZM253 171H254V167L253 168H250L247 172L244 169H242L237 174H234L232 176H226V178L229 177L231 179V180H229L231 182H233L234 179H235L234 182L237 183L238 185L244 184V186H242V188L240 189L241 190L240 192H237L236 194L234 193V196L236 198L239 197L240 199H243L244 198V194H245L244 192H246L245 195H247V196L248 195L251 196V195L255 194V191H256L255 188L257 187V185L254 184V183H252L250 181V180H252V178H250V180L248 179V181H247V179H244V175L245 174L247 176L248 175H251V173ZM103 172L104 173L106 172V174H107L106 177L109 176V177H107L108 179H111L112 177H114L112 181L119 182L121 180V182H122V184H121V182H119V184H120L119 187L122 190V195H118L119 198L117 196V198L120 199V200H119V202H117V201L114 200L115 201L114 203H116L114 205L116 207H118V206L119 207H122L118 211H125V212L127 211V213H126V216L127 217L119 218V219L116 220V222L113 221L112 223L115 224L113 226L108 225L109 220L107 219V217L104 218L102 216L101 217L99 216V217H97V218L94 219V218H91L90 216H88L90 210L95 211V209L96 210L98 209L97 206H95L94 204H89V202H87V201L81 202L82 200H84L85 196L73 192V190L75 189L74 187H81L82 185L87 184L89 177H97V173L100 175V174H103ZM205 172H207V171H205ZM118 173H119V175H118ZM127 173H129V174H127ZM155 173H156V171H155ZM124 174H126V175H124ZM147 176H150V174H147ZM209 179H210V181H209ZM104 180H102V181H104ZM135 180L137 181V183H138V181L141 182L138 178H136ZM211 180H214V181L212 182ZM97 181H98V179L94 180V182H97ZM258 181H259L258 182L259 187L264 188V171L261 172V177L259 178ZM115 182H112V183L115 185ZM137 183L135 182L134 185L137 186ZM246 184L249 185V186H251V187L248 188V189L245 188V187H247ZM180 187H182V186H179L178 188H180ZM121 190H119V191H121ZM242 190H243V192H242ZM134 191H135V188L132 189L131 193H133ZM145 191H146V194L144 193ZM93 192H94V189L88 191V194H91L92 195ZM197 193H198V195H197ZM217 195H219V197L220 196L221 197L219 199H216V196ZM169 196H171V199L168 198ZM247 196H245V197H247ZM107 197L110 200L111 195H108ZM12 198H14V197H12ZM0 202L2 203L1 200H0ZM246 202H247L248 205L250 204V201L249 200H246ZM263 205H264V202L260 203V205L257 208V210L259 209L258 211H260V209H261V207H263ZM127 207L129 209H127ZM18 211L19 210L15 211V213L18 214L17 213ZM22 213L23 212L20 211V214H22ZM256 213L257 212H255V210L252 211V215H251L252 218L250 216H249L250 218H247V219H252V220L251 221L248 220L246 222H245V220L244 221H241L242 222V225H247L248 224L249 225L248 227L251 228L252 230L253 229L255 230L257 228H261V229L264 230V214H263V212H258L259 214L254 215ZM11 214L12 213H9L7 215L5 214L3 216V218H4L3 221H2V218L0 219V236H2V237L5 236V234L7 232V229L10 226V224H9L10 222H13L14 221L12 224L13 225L14 224H17L15 222L17 220V218H14L15 215H11ZM109 214H110V212H109ZM204 214L205 213L202 212L201 213V216L204 215ZM241 216H244V215H241ZM6 217H7V219H6ZM9 217H11L12 219L9 218ZM109 217H111V216H109ZM111 218H113V217H111ZM133 218H134V223H132V226H134V225L135 226H141V225H143V222H138V220H141V217H139V215H136ZM11 220H13V221H11ZM256 220L259 222V224L258 223L256 224ZM225 222H226V219H223V220L221 219L219 221V224L215 227L216 228V232L218 230H222L223 229V227H221V225H222V223L224 224ZM236 222H237V217H234V220L230 224V227L231 228H235ZM140 223H142V224H140ZM175 224L177 226L176 227L177 229H179V230L182 229V228H180L181 225H182L181 223H176L175 222ZM215 224L216 223H214V226H215ZM44 226H42V227H44ZM173 227H174V225L169 228V231L170 232H171V229ZM189 227H191V226H188L186 228V230L184 231V232H186L185 235L184 234H179V233L176 234V236H175V234H169V235H167V239L166 240H170L171 243H170V241H167V242H163L161 244L163 246L161 249H162V253L164 254V257H163V260H162V262H164V264H185V263L188 264L190 261L191 262H194V259H193L194 258V256H193L194 253L193 252H196L197 249H199V247L201 246V244H203V241L201 240L202 238L200 237V235L197 232H195L194 230H191ZM50 228H47V229H50ZM158 228H161V227L159 226ZM83 229H84V231H83ZM146 229L148 230V227ZM153 229H154V235L158 238V235L156 234L157 232H155V227L150 228V230H153ZM147 230H145V234L147 233L146 235H148V234L151 233L150 230H148L149 232H147ZM157 231H159V229H157ZM26 232H27V230L25 229V230H21L18 233H15V234H16V237H18V238L21 237L22 238L26 234ZM219 232L223 233L222 231H219ZM68 233H71L72 235H74V237H71V238H75L77 241L76 240H70V241H73V243L70 242V241H68V239L66 238V235ZM111 234H113V235H111ZM14 238H15V236H14ZM146 240H148V239H146ZM158 241L159 240L157 239V240H152V243H147V245L145 246V248L144 249L142 248L141 250H142V252H144V250H146V247L149 246L148 249L152 253H148L146 255L143 253L144 255L141 254V256H143L144 258L147 257L146 259H150V261H154L155 259H153V258H158V260L157 259L156 260L158 262L160 261V264H161V259H159L161 257V249L159 247L160 246L159 245L160 244V241L159 242ZM22 243L25 245L26 244L25 243V240H23ZM71 243L72 244L75 243V244L72 245ZM209 243H211V242H209ZM177 244L179 246H177ZM81 245L82 244H80V246ZM99 245L97 244L96 247L97 246L99 247ZM165 246H167V247H165ZM232 246H234V249H232L233 252H232V254H231V256L229 258H227V256H229V252H230V251H228L229 250L228 249L222 255V258H219L220 260L218 259L219 261H216L217 259L211 258L210 259L211 260V263L212 264H225V263H223L224 260H221V259L227 258V261H230V260H234L235 258H239V256H242V255L244 257H242V259H240V264H244L245 263V259L249 258L250 255H251V260H252L251 262H254V263L256 262V264H263L264 263V262H262L263 261L262 259L264 258V254H262V255L260 254L261 252H264V236L261 237L257 243H250V244H246L245 243V244L238 245L237 242H235V244L232 245ZM96 247H95V249L97 250ZM151 247H152V249H151ZM209 247L210 246H208V248L205 247L203 249L202 253L200 254V256H202V257L195 259L197 261L196 263L201 264V263H204V262L208 261V258H209L208 257V254L212 250V248L210 249ZM100 249H99L100 252H98V253L104 254V256L102 257V263L101 264H105V262H107V261L111 262L112 260L110 258V255H112L111 257L116 256V258H118L117 257L119 255L118 253L119 252L123 253V250L122 249H120V251H118V249H116V252L115 253H110L109 254V257H108V254L106 256V252L107 251L104 250V249L103 250H100ZM165 249H166V251H165ZM258 249L259 250H262V251L261 252H258ZM77 250L78 249H76L75 252H73L72 255H69L66 258L65 261L63 260V262L61 264H71L72 259L75 258V255L77 253ZM104 251H105V253H104ZM87 252H88L87 251V248L84 247V250H82L78 254L79 255V262H78V264H89V262H90L89 255L90 254L87 253ZM215 252L218 253V251H215ZM253 252H254V254H253ZM98 253H97V251H96V253L93 252L91 254V256H96L97 257L98 256L97 255ZM252 254L254 256H252ZM85 256H86V258H84ZM24 257L21 256L19 258H15V260L17 259V261H14V263H12V264H19V263L20 264H48V263H45L44 261H47L48 259H50V258H47L45 255L44 256L43 255H38L37 256V254H36V258H34L35 260L30 261V262H26L25 260H23ZM81 259H83V262H81ZM108 259H110V260H108ZM27 260H29V259H27ZM212 260H214L215 262H213ZM247 262H249V261H247ZM54 264H56V263L54 262ZM145 264H146V262H145Z\"/></svg>", "mask_w": 264, "mask_h": 264}]
</instances>
